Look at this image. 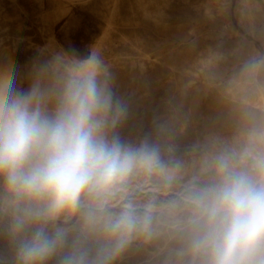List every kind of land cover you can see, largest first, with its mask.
Wrapping results in <instances>:
<instances>
[{
	"label": "clouds",
	"instance_id": "1",
	"mask_svg": "<svg viewBox=\"0 0 264 264\" xmlns=\"http://www.w3.org/2000/svg\"><path fill=\"white\" fill-rule=\"evenodd\" d=\"M127 113L98 47L81 56L44 44L24 70L0 64V240L11 264H112L161 217L186 264H264V119L201 146L173 192L183 165L148 138L122 141ZM140 177L171 194L138 202Z\"/></svg>",
	"mask_w": 264,
	"mask_h": 264
},
{
	"label": "rangeland",
	"instance_id": "2",
	"mask_svg": "<svg viewBox=\"0 0 264 264\" xmlns=\"http://www.w3.org/2000/svg\"><path fill=\"white\" fill-rule=\"evenodd\" d=\"M117 1L118 13L113 15ZM130 1L136 2L67 0L68 12L54 25V33L59 38L57 49L72 44L81 56H85L91 46L102 44L100 49L109 65L113 89L128 106L127 117L117 129L121 140L139 145L148 138L164 149H170L168 155L183 165L173 189V192L180 191L198 167L201 146L213 138L231 140L241 129L264 119V66L256 71L248 69L253 61L264 60V13L258 28L252 32L242 22L240 0H228L227 14L218 13L217 23L207 19L202 9L195 10L193 4L199 0H174L167 9V26L161 24L164 25L162 29L161 25L147 20L135 4L131 8ZM16 2L24 5V9H14L13 0H5V11L11 17L0 12V47L3 49H0V64L16 61L24 70L36 48L23 50L18 44L14 49V41L30 39L32 43L42 45L47 41V32L39 30L41 8L38 1ZM260 2L264 8V0ZM53 5L51 0H44L45 9ZM111 20L114 27L110 29L107 41L104 32ZM19 21L24 25L19 27ZM119 30L131 37L142 35L147 41H152L153 47L161 52L162 61L148 63L144 71L139 70L137 64L129 62V58L138 57L139 50L126 43ZM208 46L221 52L222 57L204 66L200 57L206 54ZM134 183L137 185L134 191L138 202L148 198L162 202L171 194L162 191L154 178L140 177ZM168 225V219L161 217L151 239L133 240L112 264H186L187 258L179 254V241ZM0 264H11L10 253L3 240H0Z\"/></svg>",
	"mask_w": 264,
	"mask_h": 264
},
{
	"label": "bare ground",
	"instance_id": "3",
	"mask_svg": "<svg viewBox=\"0 0 264 264\" xmlns=\"http://www.w3.org/2000/svg\"><path fill=\"white\" fill-rule=\"evenodd\" d=\"M18 0H13L14 3V9L15 7H20L21 9H24L21 3L16 2ZM34 1V0H33ZM38 1V5L41 8L40 12H39V19L41 20V24H40V29L41 32L45 33V37L47 38L46 43H44L46 46H48L49 48H52V51H57L59 49H57V42L58 39L54 33V25L56 24V22H58V20L60 18H63V16H65V12H68V6L66 5V1L67 0H51L53 2V7L49 8V9H45L44 8V0H36ZM172 1L174 0H136V2L134 1V4L137 6V8L139 10H141L142 15L147 19V20H151L154 25H161V24H165L166 25V16L168 14V7L171 6ZM185 1V0H183ZM187 1V0H186ZM241 1V6H240V10H241V19L242 22L245 25H248L250 27V30L252 32H254L257 28H258V24L259 21H261V15L264 13V8L262 3L260 2V0H240ZM132 1H130L131 3ZM71 3V2H70ZM177 3V2H176ZM187 3V2H186ZM228 0H199L194 2V7L197 9H202V11L204 12V15L207 17V19H209L211 22L213 23H217L218 22V18L217 15L218 13L221 14H227V7H228ZM33 4V3H32ZM121 4V3H120ZM133 2L131 3L130 7L133 8L134 6ZM5 0H0V12L1 14H3L6 17H11V15L5 11ZM238 6V8H239ZM118 7H119V3L118 1L115 2L114 7H113V15L118 13ZM128 7V6H127ZM174 7V6H173ZM193 7V6H192ZM39 8V9H40ZM20 9V10H21ZM71 10V9H70ZM239 10V11H240ZM22 11V10H21ZM198 12V10H197ZM200 12V11H199ZM27 13V10H26ZM64 14V15H63ZM111 14V13H110ZM133 14V13H132ZM130 14V15H132ZM200 14V13H199ZM28 14H26L27 16ZM63 15V16H62ZM175 15V14H174ZM2 16V15H0ZM117 16V15H116ZM170 16V14L168 15ZM199 16V15H197ZM37 18V16H35ZM172 17V16H171ZM170 17V18H171ZM101 18V17H100ZM178 18V17H177ZM26 19V18H24ZM31 19V18H30ZM115 19V18H114ZM119 19V17L117 18V20ZM135 19V18H134ZM144 19V18H143ZM28 20V19H27ZM33 21V20H32ZM134 21V20H133ZM146 21V20H145ZM144 21V22H145ZM180 21V20H179ZM35 22V20H34ZM39 22V21H36ZM108 22V21H107ZM24 22L19 21L17 24H19V27H21ZM118 23V22H117ZM152 23V24H153ZM180 23V22H179ZM178 23V24H179ZM2 24V22H1ZM0 24V25H1ZM16 24V25H17ZM191 24V23H190ZM227 26H230V23L226 22ZM38 25V24H37ZM123 25V24H122ZM125 25V24H124ZM170 25V24H169ZM224 25V24H223ZM36 26V25H35ZM119 26V23H118ZM164 26V25H163ZM162 25L160 27H163ZM167 26V25H166ZM165 26V27H166ZM172 26V25H171ZM180 26V24H179ZM178 26V27H179ZM197 26V25H196ZM3 27V26H2ZM18 27V28H19ZM25 27V26H24ZM37 27V28H38ZM114 27V22L111 20L109 23V28L106 29V31L104 32V37L106 38V40L109 38V33H110V29H113ZM117 27V26H116ZM125 27V26H124ZM177 27V26H176ZM183 27V26H182ZM123 28V27H122ZM136 28V27H135ZM232 28V27H231ZM164 29V27L162 28ZM167 29V27H166ZM117 30V29H116ZM235 30V29H233ZM5 31V30H4ZM114 31V30H113ZM120 31V30H119ZM133 31V30H132ZM135 31V30H134ZM138 31V29H137ZM135 31V32H137ZM236 31V30H235ZM115 32V31H114ZM121 32V31H120ZM190 32V31H189ZM29 33V32H28ZM42 33V34H43ZM126 33V31H125ZM138 33V32H137ZM115 34V33H114ZM119 34V32H118ZM122 34V32H121ZM136 34V33H135ZM113 35V34H112ZM117 35V34H116ZM120 35V34H119ZM132 35V34H131ZM137 35V34H136ZM148 35V34H147ZM149 36V35H148ZM103 37V39H105ZM115 37V36H114ZM17 38V37H16ZM19 38V37H18ZM45 38V39H46ZM118 38V36L116 37ZM122 38L124 39V41H126V43H128L130 46L135 47L139 50V55L136 58H129V62L131 61L133 64H137L139 67V70L144 71L147 68L148 63H153L156 64L158 62H161L162 59L159 56V54H161V52L157 51L154 47L153 44H151L152 41H147L146 37L139 35L136 37H131L130 35L127 34H122ZM8 39V38H7ZM27 39V38H26ZM120 39V38H119ZM23 40V39H22ZM28 40V39H27ZM35 40V39H34ZM102 40V38H101ZM14 41V39H13ZM41 41V40H40ZM99 41V40H98ZM108 41V40H107ZM117 41V40H116ZM155 42V40H153ZM101 42V41H100ZM18 44H21L22 49L23 50H28L29 48H36V46H42V45H38V44H34L32 43V41H21V39L19 40H15L14 41V49H16L18 47ZM102 44H98L95 45V47L100 48ZM108 45V44H107ZM2 46V45H1ZM113 47V46H111ZM118 47V46H117ZM8 48V47H7ZM107 48V47H106ZM1 49V47H0ZM13 49V50H14ZM113 49V48H112ZM230 49V48H229ZM3 51V49H1ZM111 50V49H110ZM109 51V50H108ZM114 51V50H113ZM130 51V50H128ZM132 51V50H131ZM130 51V52H131ZM9 52V51H8ZM15 52V50H14ZM225 52V51H224ZM13 53V52H12ZM32 53V51H31ZM107 53V52H106ZM105 53V54H106ZM116 52L114 51V54ZM167 53V52H166ZM206 53L205 55L200 57V62L202 64L205 65H210L212 63H214L216 61V59L221 56L222 57V53L218 52L217 50H215L212 46H208L206 48ZM23 54H25L23 52ZM122 55V53H120ZM134 54V53H133ZM118 55V53H117ZM105 56V55H104ZM115 56V55H114ZM120 56V55H118ZM112 57V56H111ZM123 57V56H122ZM197 57V56H196ZM106 58V56H105ZM116 58V57H114ZM124 58V57H123ZM120 57V59H123ZM107 59V58H106ZM222 60V58H220ZM119 60V59H118ZM110 61H112V59H110ZM116 61V60H115ZM223 61V60H222ZM118 62V61H117ZM120 62V61H119ZM125 62V61H123ZM107 63V62H106ZM115 63V62H114ZM126 63V62H125ZM164 63V62H163ZM27 64V63H26ZM201 64V65H202ZM111 65V64H110ZM132 65V64H131ZM151 65V64H150ZM149 65V66H150ZM121 66V65H120ZM123 66V64H122ZM133 66V65H132ZM197 66V65H196ZM111 67V66H110ZM135 67V66H134ZM122 68V67H120ZM125 68V67H124ZM184 69V68H183ZM166 81V80H165ZM260 88H262V85L259 83ZM262 101L264 102V93H262Z\"/></svg>",
	"mask_w": 264,
	"mask_h": 264
},
{
	"label": "crops",
	"instance_id": "4",
	"mask_svg": "<svg viewBox=\"0 0 264 264\" xmlns=\"http://www.w3.org/2000/svg\"><path fill=\"white\" fill-rule=\"evenodd\" d=\"M58 37V36H57ZM59 39V38H58ZM64 46V45H63ZM65 47V46H64ZM66 48V47H65Z\"/></svg>",
	"mask_w": 264,
	"mask_h": 264
}]
</instances>
